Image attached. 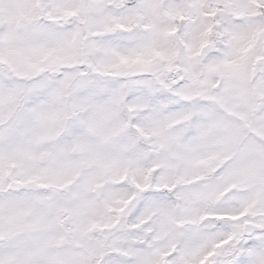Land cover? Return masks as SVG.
<instances>
[{
    "label": "snow or ice",
    "instance_id": "obj_1",
    "mask_svg": "<svg viewBox=\"0 0 264 264\" xmlns=\"http://www.w3.org/2000/svg\"><path fill=\"white\" fill-rule=\"evenodd\" d=\"M0 264H264V0H0Z\"/></svg>",
    "mask_w": 264,
    "mask_h": 264
}]
</instances>
